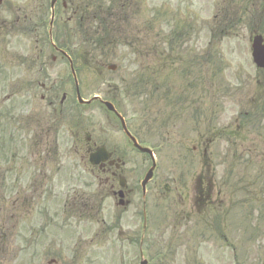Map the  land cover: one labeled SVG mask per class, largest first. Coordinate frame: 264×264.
Masks as SVG:
<instances>
[{
  "label": "rangeland",
  "instance_id": "374dc122",
  "mask_svg": "<svg viewBox=\"0 0 264 264\" xmlns=\"http://www.w3.org/2000/svg\"><path fill=\"white\" fill-rule=\"evenodd\" d=\"M87 1L62 0L66 9L59 17L61 27L70 33L73 29L72 37L77 36L72 38V47L78 54L82 94L108 99L126 94L121 109L137 117L139 124L134 127L141 138L152 139L158 147L144 244L150 264H264V73L252 61L250 42L254 32L264 36V0H129L125 8L118 6L109 16V0H93L91 11L97 13V20H89L88 25L97 26L102 18L120 27L118 32L109 27V33H114L107 36L104 53H88L89 46L84 47L83 37L77 34L79 12L73 13L72 8L79 10ZM45 9L44 0H4L0 9V64L10 68V76L20 72L18 64H24L30 68L31 78L49 82L63 78L54 86L60 99L63 93L72 95L71 83L65 78L69 67L64 60L40 55L42 46L50 48V44H44L42 33L24 28L29 20L37 21ZM114 13L116 18H112ZM17 17L21 22L14 25ZM117 37L121 38L118 45ZM53 53L48 50V54ZM39 63L45 65L46 72ZM110 63L121 67L109 71L106 64ZM144 73L147 84L143 78L139 83L149 96L134 99L127 88L134 92L138 84L135 78ZM36 89V102L41 103L42 92ZM59 111L68 113L80 136L88 134L92 141L110 148L118 144L123 150L120 139H124L115 121L97 104L79 108L71 96ZM142 112L146 116L139 115ZM226 126L230 127L228 133L233 130L230 141L217 134L214 137L220 138L209 147L206 157L203 146L193 153L196 143ZM123 152V175L134 193L128 206L116 208L112 197L107 194L102 201L95 192L97 180L77 160L81 153L70 151L66 155L60 149L61 162L66 161L59 173L60 197L64 191L69 197L78 191L76 200L84 196L93 208L89 264H118L115 247L120 245L126 264L139 262L136 239L139 241L141 234L138 219L142 200L134 181L150 162L135 151ZM69 170L74 174L71 178ZM199 170L206 179L213 172L219 177L218 183H224V199L228 188L232 189L229 219H222L220 225L209 207H203L199 214L190 213V217L179 212L183 196L180 179L195 180ZM78 177H82L81 182ZM172 191L178 202L174 205ZM4 204L10 206L9 199Z\"/></svg>",
  "mask_w": 264,
  "mask_h": 264
},
{
  "label": "flooded vegetation",
  "instance_id": "af4514ba",
  "mask_svg": "<svg viewBox=\"0 0 264 264\" xmlns=\"http://www.w3.org/2000/svg\"><path fill=\"white\" fill-rule=\"evenodd\" d=\"M17 66L22 67L20 72L11 73L13 79H5L10 76V68L0 64V84L13 85L7 99L24 93L16 95L20 100L19 114L15 100L6 105L5 101H0V264H89V225L93 208L84 196L80 198L81 203L75 201L79 199L77 196L72 202L68 198L60 202L59 150L69 154L70 150L82 149L89 155L99 142L92 141L89 135L82 140L75 131L73 119L59 111V105H64L68 97L64 103H58L55 80H50V85L48 79L27 80L22 77L26 76L24 64ZM35 86L44 92L40 94L41 103L36 102ZM7 120H13V125L6 123ZM120 147L115 144L109 148V159L92 167L91 171L97 172L96 192L102 201L107 194L117 199L122 189V202L127 205L134 189L127 180L120 186L125 166ZM193 150L196 151L197 146ZM196 177L190 186L186 181L182 186L179 212L190 217V213L199 214L203 207H209L221 214L220 218L214 214L216 219H229V203L225 211L222 208L225 204L223 186L215 182L214 176L212 180H205L202 174ZM150 183L149 191L153 184ZM205 192L211 195L204 197ZM5 199H9L10 206H5ZM186 209L189 210L186 212ZM99 212L97 208L96 213Z\"/></svg>",
  "mask_w": 264,
  "mask_h": 264
},
{
  "label": "water",
  "instance_id": "95a60500",
  "mask_svg": "<svg viewBox=\"0 0 264 264\" xmlns=\"http://www.w3.org/2000/svg\"><path fill=\"white\" fill-rule=\"evenodd\" d=\"M252 56L256 65L264 69V39L259 34L252 39ZM105 104L110 110L115 111L110 103L105 102Z\"/></svg>",
  "mask_w": 264,
  "mask_h": 264
},
{
  "label": "trees",
  "instance_id": "16d2710c",
  "mask_svg": "<svg viewBox=\"0 0 264 264\" xmlns=\"http://www.w3.org/2000/svg\"><path fill=\"white\" fill-rule=\"evenodd\" d=\"M110 7H111V5H110ZM104 25H105V23H104ZM105 29H106V28H105ZM105 34L108 35L107 32H105ZM96 39H97V40H101V37H97ZM93 41H94V40H93Z\"/></svg>",
  "mask_w": 264,
  "mask_h": 264
}]
</instances>
